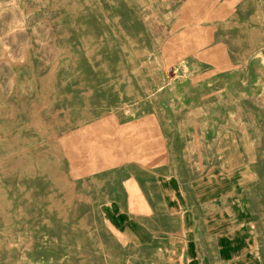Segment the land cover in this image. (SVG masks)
<instances>
[{
	"label": "rangeland",
	"instance_id": "rangeland-1",
	"mask_svg": "<svg viewBox=\"0 0 264 264\" xmlns=\"http://www.w3.org/2000/svg\"><path fill=\"white\" fill-rule=\"evenodd\" d=\"M169 118L243 134L264 264V0H0V264H127L98 203Z\"/></svg>",
	"mask_w": 264,
	"mask_h": 264
},
{
	"label": "crops",
	"instance_id": "crops-1",
	"mask_svg": "<svg viewBox=\"0 0 264 264\" xmlns=\"http://www.w3.org/2000/svg\"><path fill=\"white\" fill-rule=\"evenodd\" d=\"M155 121L164 151L143 160L116 150L98 203L133 255L127 264H260L243 134L209 120L200 135L181 129L197 121Z\"/></svg>",
	"mask_w": 264,
	"mask_h": 264
}]
</instances>
